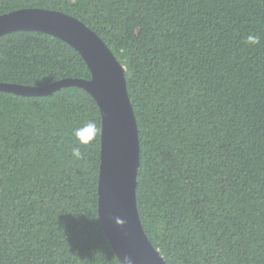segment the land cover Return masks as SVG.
Segmentation results:
<instances>
[{
    "label": "trees",
    "instance_id": "obj_1",
    "mask_svg": "<svg viewBox=\"0 0 264 264\" xmlns=\"http://www.w3.org/2000/svg\"><path fill=\"white\" fill-rule=\"evenodd\" d=\"M25 8L77 18L124 67L138 215L163 261L264 264V0H0ZM70 78L90 73L64 41L0 36V83ZM88 120L99 134L75 159ZM100 131L81 88L0 92V264H121L97 213Z\"/></svg>",
    "mask_w": 264,
    "mask_h": 264
},
{
    "label": "water",
    "instance_id": "obj_2",
    "mask_svg": "<svg viewBox=\"0 0 264 264\" xmlns=\"http://www.w3.org/2000/svg\"><path fill=\"white\" fill-rule=\"evenodd\" d=\"M24 30L57 37L73 47L84 60L90 79H62L41 87L0 83V92L39 97L78 87L95 100L101 117L97 213L104 233L120 263L127 256L133 264H166L148 240L138 215V130L124 67L89 27L68 14L25 8L0 15V36ZM116 218L124 224L118 226Z\"/></svg>",
    "mask_w": 264,
    "mask_h": 264
},
{
    "label": "clouds",
    "instance_id": "obj_3",
    "mask_svg": "<svg viewBox=\"0 0 264 264\" xmlns=\"http://www.w3.org/2000/svg\"><path fill=\"white\" fill-rule=\"evenodd\" d=\"M260 37L258 35L249 34L246 37V43L249 45L259 44ZM99 134V128L94 120L86 121L81 127H78L74 130L73 135L77 141V146L71 148V155L75 159H82L83 153L81 152L80 145L87 146L91 144L97 135ZM117 221H122L123 223H117ZM115 223L118 226H122L124 221L116 218ZM121 264H133L132 259L130 257H125Z\"/></svg>",
    "mask_w": 264,
    "mask_h": 264
}]
</instances>
